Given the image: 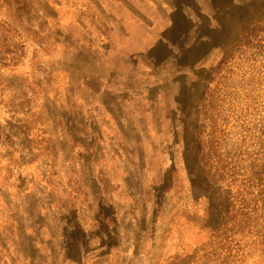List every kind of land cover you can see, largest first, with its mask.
Wrapping results in <instances>:
<instances>
[{
	"label": "rangeland",
	"instance_id": "obj_1",
	"mask_svg": "<svg viewBox=\"0 0 264 264\" xmlns=\"http://www.w3.org/2000/svg\"><path fill=\"white\" fill-rule=\"evenodd\" d=\"M0 264H264V0H0Z\"/></svg>",
	"mask_w": 264,
	"mask_h": 264
}]
</instances>
